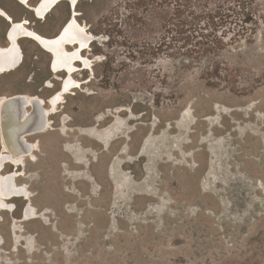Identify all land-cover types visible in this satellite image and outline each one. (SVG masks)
I'll use <instances>...</instances> for the list:
<instances>
[{"label": "rangeland", "instance_id": "374dc122", "mask_svg": "<svg viewBox=\"0 0 264 264\" xmlns=\"http://www.w3.org/2000/svg\"><path fill=\"white\" fill-rule=\"evenodd\" d=\"M133 2L77 4L97 40L85 54L93 71L75 75L82 88L31 139L40 150L17 180L31 199L0 214V264H264V0L246 39L226 40L227 70L212 81L204 65L149 57V13ZM0 7L50 38L70 15L68 2L45 20L16 0ZM8 28L0 18V46ZM20 45L24 63L0 77V100L48 102L64 75Z\"/></svg>", "mask_w": 264, "mask_h": 264}, {"label": "bare ground", "instance_id": "6f19581e", "mask_svg": "<svg viewBox=\"0 0 264 264\" xmlns=\"http://www.w3.org/2000/svg\"><path fill=\"white\" fill-rule=\"evenodd\" d=\"M16 1L23 6H29L30 2V0ZM76 1L77 5L80 0H40L36 6L26 8L31 9L37 19L45 20L59 4L68 2L71 5ZM0 18L10 24L5 35L7 46H0V77L22 67L24 52L20 42L23 40L31 41L50 55L49 71L52 75L65 76L62 79L60 90L50 98L48 103L39 97L23 94L4 97L0 100V138L3 144L0 151V209L1 213L10 211L13 213L17 211L13 201H30L31 199L28 188L18 185L19 174L14 171H20L18 166L23 165L27 158L35 157L36 152L39 151V145L31 142V139L52 129L51 117L57 115L66 99L65 96L82 88L83 83L76 80L75 75L89 71L90 67L92 70L93 62L86 58L85 54L97 40L79 24L76 15L74 19L65 23L62 31L60 30L56 36L51 38L29 28L28 20L14 21L12 16L1 7ZM47 88L51 89L52 86L47 84ZM117 128H112L113 133L115 131L118 133ZM7 165H11V168L16 167L11 173H4ZM33 215L34 209L26 205L22 210L24 221L33 220Z\"/></svg>", "mask_w": 264, "mask_h": 264}, {"label": "trees", "instance_id": "16d2710c", "mask_svg": "<svg viewBox=\"0 0 264 264\" xmlns=\"http://www.w3.org/2000/svg\"><path fill=\"white\" fill-rule=\"evenodd\" d=\"M256 1L136 0L129 7L149 13V57L163 54L190 65H204L203 75L212 81L227 70L219 61L227 51L226 40L237 44L246 39V25L255 22ZM235 24L240 30H231Z\"/></svg>", "mask_w": 264, "mask_h": 264}, {"label": "flooded vegetation", "instance_id": "af4514ba", "mask_svg": "<svg viewBox=\"0 0 264 264\" xmlns=\"http://www.w3.org/2000/svg\"><path fill=\"white\" fill-rule=\"evenodd\" d=\"M39 1H40V0H39ZM39 1H38V2H39ZM38 2H37V3H38ZM20 4H21V3H20ZM21 5H22V4H21ZM29 6H30V5H29ZM29 6H25V7H29ZM34 6H36V5H34ZM33 14H34V12H33ZM34 16H35V15H34ZM23 20H25V19H23ZM29 23H30V22H29ZM9 25H10V24H9ZM62 29H63V27H62ZM6 34H7V33H6ZM6 34H5V35H6ZM5 38H6V37H5ZM7 38H8V37H7ZM8 40H9V39H8ZM6 41H7V39H6ZM9 44H10V42H9ZM43 52H44V51H43ZM44 53H45V52H44ZM46 54H47V53H46ZM49 56H50V55H49ZM64 77H65V76H64ZM55 78H57V77L55 76ZM60 87H61V86H60ZM61 89H62V88H61ZM59 90H60V89H59ZM59 90H58V91H59ZM58 91H57V92H58ZM49 101H50V99L48 100V102H49ZM46 102H47V101H46ZM48 102H47V103H48ZM0 104H1V103H0ZM0 110H1V105H0ZM58 112H59V111H58ZM57 114H58V113H57ZM0 119H1V118H0ZM0 122H1V121H0ZM0 127H1V126H0ZM34 139H36V137H34L33 140H34ZM0 140H1V139H0ZM34 142H35V143H38L37 141H34ZM2 145H3V144H2V140H1V149H2ZM39 150H40V149H39ZM38 152H39V151H38ZM36 153H37V152H36ZM35 155H36V154H35ZM34 158H35V157H34ZM27 159H29V160H31V161H35V159H33V158H27ZM27 159H26V160H27ZM26 160H25V162L23 163V165L18 166L20 169H22V168L25 167ZM7 166H10V167H11V165H7ZM7 166H6V168H7ZM14 167H16V166H12V169H14ZM5 170H6V169H5ZM13 171H14V170H12L11 172H13ZM11 172H5V171H4V173H11ZM14 172H17V174H19L18 178L21 177V176L23 175V173H22L21 170H20V171L17 170V171H14ZM17 180H18V179H17ZM20 202H23V201H20ZM0 207H1V205H0ZM24 207H25V206H24ZM24 207H23V208H24ZM22 210H23V209H22ZM0 213H1V209H0ZM5 213H7V212H5ZM22 221H24L23 216H22Z\"/></svg>", "mask_w": 264, "mask_h": 264}, {"label": "water", "instance_id": "95a60500", "mask_svg": "<svg viewBox=\"0 0 264 264\" xmlns=\"http://www.w3.org/2000/svg\"><path fill=\"white\" fill-rule=\"evenodd\" d=\"M77 1L75 2V4L71 3L70 5V15H69V19H74V16L76 15V18L81 16V14H76V13H80L78 12V9H77V5H76ZM28 10L32 11L31 9L27 8ZM62 31V30H61Z\"/></svg>", "mask_w": 264, "mask_h": 264}]
</instances>
